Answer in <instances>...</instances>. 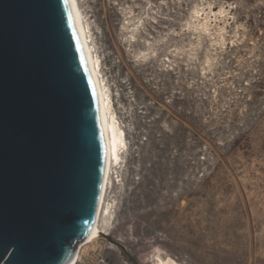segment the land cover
I'll return each mask as SVG.
<instances>
[{
	"label": "rangeland",
	"instance_id": "1",
	"mask_svg": "<svg viewBox=\"0 0 264 264\" xmlns=\"http://www.w3.org/2000/svg\"><path fill=\"white\" fill-rule=\"evenodd\" d=\"M78 1L125 134L106 201L126 251L82 253L264 264V0Z\"/></svg>",
	"mask_w": 264,
	"mask_h": 264
},
{
	"label": "water",
	"instance_id": "2",
	"mask_svg": "<svg viewBox=\"0 0 264 264\" xmlns=\"http://www.w3.org/2000/svg\"><path fill=\"white\" fill-rule=\"evenodd\" d=\"M104 166L70 0H0V264H69L93 227Z\"/></svg>",
	"mask_w": 264,
	"mask_h": 264
},
{
	"label": "bare ground",
	"instance_id": "3",
	"mask_svg": "<svg viewBox=\"0 0 264 264\" xmlns=\"http://www.w3.org/2000/svg\"><path fill=\"white\" fill-rule=\"evenodd\" d=\"M70 3L74 16V23L78 35L80 36L83 43L84 53L97 95L100 125L105 145V166L95 220L89 235L85 238V243H91L102 236L100 233L109 235L108 227L110 206L106 201V196L108 189H110L113 183V167L120 160V150L122 149L121 147L125 145V134L124 131L117 125L116 119L114 118L113 112L111 111L110 95L108 94L106 85L103 83L100 62L99 59L94 55L93 46L91 44L89 35V27L81 12L79 1L70 0ZM82 250L77 252V259H84L89 256V252L84 254L82 253ZM149 259L151 260V264H181L169 256L163 257L161 251L158 249L151 253ZM72 261L69 264H71Z\"/></svg>",
	"mask_w": 264,
	"mask_h": 264
},
{
	"label": "built area",
	"instance_id": "4",
	"mask_svg": "<svg viewBox=\"0 0 264 264\" xmlns=\"http://www.w3.org/2000/svg\"><path fill=\"white\" fill-rule=\"evenodd\" d=\"M84 242L78 245L77 250L71 264H113L111 261L100 251H89V256L84 259H77V252L81 251L88 243Z\"/></svg>",
	"mask_w": 264,
	"mask_h": 264
},
{
	"label": "trees",
	"instance_id": "5",
	"mask_svg": "<svg viewBox=\"0 0 264 264\" xmlns=\"http://www.w3.org/2000/svg\"><path fill=\"white\" fill-rule=\"evenodd\" d=\"M132 129H134V131L136 132V134H137L136 136H139V134H140L142 128H140V127L136 124V125H132ZM134 142H135V144H134ZM134 142H133V149H137V150H138V148H139V146H138V140L136 139ZM135 154L137 155L138 152H135Z\"/></svg>",
	"mask_w": 264,
	"mask_h": 264
}]
</instances>
